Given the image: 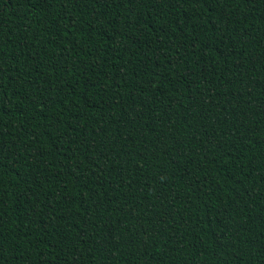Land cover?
Returning <instances> with one entry per match:
<instances>
[{
	"label": "trees",
	"instance_id": "1",
	"mask_svg": "<svg viewBox=\"0 0 264 264\" xmlns=\"http://www.w3.org/2000/svg\"><path fill=\"white\" fill-rule=\"evenodd\" d=\"M0 264H264V0H0Z\"/></svg>",
	"mask_w": 264,
	"mask_h": 264
}]
</instances>
